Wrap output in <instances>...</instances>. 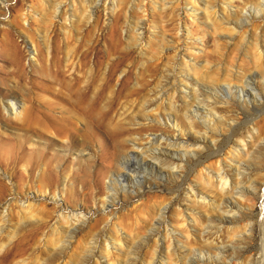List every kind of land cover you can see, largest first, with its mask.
<instances>
[{
	"label": "rangeland",
	"instance_id": "1",
	"mask_svg": "<svg viewBox=\"0 0 264 264\" xmlns=\"http://www.w3.org/2000/svg\"><path fill=\"white\" fill-rule=\"evenodd\" d=\"M59 1H0V212L3 202L9 205L5 219L0 214V264H147L148 260L174 264L175 259L181 264L184 258H194V253L206 255L210 264H264V65L256 67L253 62L254 54L260 57L258 62H264V0H210L221 14L213 27V17L206 14V0L191 3L195 8L187 12L182 5L187 6L189 0L180 4L147 0L145 11L136 10L138 0H118L114 13L99 3L90 16L87 13L92 5L81 12L79 0L76 5L69 4L68 10L58 6ZM127 13L133 22L138 21L137 26L143 23V29H127ZM237 20H244L243 25ZM15 56L23 72L15 64ZM225 71L232 81L223 80ZM242 76L260 93L253 102L243 95ZM172 80L178 87L168 93L164 85ZM80 94L87 98L103 94V98L96 107L79 106L75 101ZM155 94H176L174 100L181 106L193 103L194 94H198L208 103L207 111L213 109L216 125L203 124L211 117L193 113L191 127L190 120L179 112L181 132L165 116L174 111H162L166 104L156 101ZM16 99L22 107L32 108L36 118L30 125L4 107V100L14 103ZM143 113L151 120L144 119ZM65 116L72 117L70 135L50 129L48 117L60 122ZM140 127L143 129L137 130ZM161 132L188 144L201 138L204 147L198 150V145L173 148L162 144L159 156L183 167L181 174L153 161L162 171L146 176L142 195L130 200L119 194L122 206L114 218L118 223L114 229L107 225L109 216L103 202L119 139H126L122 140L129 150L131 133L146 140L149 133ZM39 140L49 145L46 155L36 143ZM243 144L251 146L246 151L250 155ZM84 147L90 157L80 154ZM129 151L141 156L139 150ZM183 152H187L185 156H181ZM50 156L55 168L45 170ZM218 159L229 182L237 180L232 190L222 191L238 201V207L225 213L229 221L220 220L221 209L216 207L221 185L215 177L209 182L205 173L215 172ZM44 170L53 186H46V199L32 201L33 208L26 211L21 202L29 193L38 194ZM68 186L77 192L73 197L61 194L60 188ZM190 186L207 197L205 204L190 196ZM240 187L249 188L243 197L238 193ZM54 188L61 204L71 209L79 205L92 213L89 219L83 217L86 225L69 239L59 232L62 238L56 240L57 245L52 227L59 220L58 206L50 198ZM161 204L167 206V232L175 254L165 247L163 225L159 242L163 241L164 248L154 237L145 241L150 228H156ZM104 227L108 237L120 238L122 247L111 239L109 258L104 254L89 256L93 235ZM125 245L130 246L126 253Z\"/></svg>",
	"mask_w": 264,
	"mask_h": 264
},
{
	"label": "bare ground",
	"instance_id": "2",
	"mask_svg": "<svg viewBox=\"0 0 264 264\" xmlns=\"http://www.w3.org/2000/svg\"><path fill=\"white\" fill-rule=\"evenodd\" d=\"M76 1L77 0H62V1H59L58 4L57 3L56 4L58 6H61V4H62V5H64L66 7L65 9L68 10L69 7H70L69 4L72 3L73 5H76L75 4ZM79 1H80V9H81V12H86V10H88L89 7L92 5V8H90L91 10H89V12L87 13L88 16H90L91 13H93V11L100 5L99 3H102L104 5V8L106 10L110 11L111 13H114L115 12V8L118 7V5H120L119 2H118V0H116V1L115 0H111V1L110 0H79ZM162 1L164 2L165 0H162ZM182 1L183 0H175V2L178 3V4H180ZM189 1L190 2H188V5L187 6L182 5L183 8H184V10H185V12H187L188 9L195 8V6H192L191 7L190 5H191V3H194L195 4L196 3V0H193V2H192V0H189ZM206 1L208 3L206 5V14L208 16H210V17H213L214 20L210 21V24L213 27V26H216V21H218V17H219V14L220 13L218 11V8L216 7L217 6L216 4L211 5V4H209L210 3L209 2L210 0H206ZM106 3L107 4L109 3V5L106 6L105 5ZM145 3H147V0H138V2L136 3V6H135L136 10L137 9H141V8H142L141 9L142 11L147 10L148 6ZM56 7L57 6H55L54 8H56ZM54 8H53V10H55ZM220 9H222L223 11H225L226 7L222 6V8H220ZM55 11H53V12H55ZM59 11L60 10H58V12ZM66 15H70V14H67L66 13ZM69 17H71V16H69ZM126 17L127 18L129 17L128 18L129 20H128L127 24H126L127 25V29H131V30L143 29V25H144L143 23L139 27V26H137L138 21H134L133 22V17H131L130 14L128 16V13H127L126 14ZM222 17H223V15H222ZM222 17H220V19H222ZM63 19L67 23V16H65ZM243 22H244V20H237V23L240 26L243 25ZM131 30H129V31H131ZM130 34H132V32H130ZM133 35H134V33H133ZM258 45L259 44L256 41L254 43V47L256 48V50H258V53H259V51H261V50H260V46H258ZM179 48H181V47H179ZM182 55L184 57V54H181V56ZM253 57H254V61L253 62H254V65L256 67H262L264 65V62H258L259 61V58H260L259 56H255V54H254ZM181 59H184V58H181ZM14 62L16 64L18 70L20 72H23L22 67H21L20 60H19V58H17V56L14 57ZM261 73H264V70H262ZM230 75H231L230 73H228V72L225 71L224 72V76L225 77L223 78V80H227V81L228 80H231L232 81V77ZM198 80H199V78H198ZM239 80L243 84V86H242V92H243V95L244 96H246L250 100L252 99L251 100L252 102L254 101V99L256 98V96L259 97V94L260 93L258 91H256L257 88L255 87V85L252 86L249 83L250 82V81H248L249 78H245L244 76H242V77H239ZM227 85L228 86H226L227 87L226 89L230 92L231 91L230 88H229L230 86H229V84H227ZM177 87L178 86L174 83L173 80L172 81H169V82L167 81L166 84L164 85V91H166L168 93H170L172 91V93H173L177 89ZM246 87L247 88L250 87V89H251L252 92L250 90H247ZM197 90H198V88H196V87L193 88V91L195 93H196ZM250 94H253V97L254 98L253 97L251 98V95ZM175 95L176 94H166L165 96H163V94H155V97L156 98L155 97L154 98H155L156 101L157 100H160V102H165L166 107H163L162 106V109H163L162 111H166L167 109L174 111L173 114H169L168 113V114H165V116L167 115L166 117H167L168 121H172V125L173 126L177 125L178 128H180V131L181 132H183V125L179 124V120H178V113L179 112H181L184 117H186L187 119L190 120V122H189L190 125L189 126H191V127H194V123H195V121L193 120V117H192V114L193 113L205 114L208 117H211L209 119L203 120L202 121L203 124L206 123V124H209L211 126L215 124L214 123V120H216L217 116H215L213 109H210V110L208 109V111H207V109L205 107V103L206 102H204L203 99H199V97H197L198 94H194L195 101L193 103L190 104V103L185 102V104H183V106H181L176 100H174V97H176ZM201 96H202V94H201ZM102 98H103V94H94V96L93 97H90V98H87V97H85V95L80 94L78 96V99L75 101V103L77 105H79V106H85L87 104H90L91 107H96L101 102ZM227 100H228V97H227ZM252 102H250V103H252ZM147 104H148V102H146V104H145L146 107H147ZM206 104H208V103H206ZM4 107L10 108V110L12 111V113H14V115L17 116L18 118H21L22 117L23 119H26V121L28 120L27 121L28 124L32 120V118H36V117H34L35 115H33L32 108L31 107H28V106L22 107L21 104H20V102H19V99L18 100L17 99L14 100V103L8 102L7 100H4ZM157 112H158V110H157ZM157 117L159 118V113H157ZM70 118H72V117H70ZM70 118L69 117H66V116L65 117H61V121L58 122L59 120H57V119H55L53 117H48L49 124H50L49 126H51L50 129L53 130L55 133H58V134L70 135V133L73 132V128H74L72 126V123H71V120L72 119H70ZM143 118L144 119L146 118V120L147 119L148 120L149 119L151 120L152 117L148 113H145V114L143 113ZM164 122H167V121H164ZM136 123H134V124H136ZM140 125H142V124H140ZM141 128L142 127L137 128V130H141ZM207 128L209 129V127H206V129ZM134 133H135V131H134ZM131 134L129 135V140H130V143H129L130 149L129 150H134V151L135 150H139L140 153H141V156H139L137 153L135 154L134 152H130L126 148V146H127L128 143H125L124 142L126 139L125 138H122V139H125V140L119 139L118 145L120 147L117 148V150L115 151L114 158H112L111 161H110V163H112V165H113V170L111 171L110 176H109L108 187H107V192H106V195H105V200L103 202V207L107 211V216H109V218L107 220V225H111L114 229H116L115 226H116V223H117V222H115L114 218L117 217L116 216L117 215L116 213H117V211L122 206L119 203V199H118L119 194H123L124 197H127L130 200H133L135 197H137L139 195H142V193L145 191L144 182H145V179L147 178L146 176L147 175H150L151 177H153L154 176L153 172H155V171L161 172L162 171L161 168H158L155 164H153V161L159 162V164L165 166V168L169 167L170 169H178V172L177 173H180L181 174V172L183 170V167H181L179 165H176V164L173 165V164L169 163L167 160L162 159L159 156L160 151H161V148L160 147H161L162 144L163 145H166V146H169V147H173V148H176V147H179L180 148V147H185V146H190V145L191 146L198 145V150H201V147H204V145H202L201 138H199L200 139V142H198V143L188 144V143H186L187 140H182L179 137H176V139H174L173 137H171V136H169V135H167V134H165L163 132H161L159 134L149 133V134H151V137L148 134L146 136V140H142L143 139V136H142V139H141V137H137L136 134H132V135ZM82 141H83V139H82ZM212 141H213V144L215 145L216 142H217V139L214 138ZM36 143L41 144L40 145L42 147V148H40L41 153L44 154V155H46V149L49 148L48 143H44L43 141H40V140L38 142H36ZM83 143L84 142H82V144ZM241 146L244 149H246L245 152L251 147V146L250 147L247 146L245 148V145L244 144L241 145ZM85 151H87L86 154H85ZM186 153L187 152H183L181 154V156H185ZM80 154H82V155H88L89 156L90 151L87 148L84 147L83 150L80 151ZM194 154L196 155V154H198V152L196 151V152H194ZM248 155H250V153ZM240 164H241V162H238V165H239L238 168H237L238 171L240 169L239 167H241ZM149 167H151V168H149ZM54 168H55V166H54V158H53V156H50L46 160L45 170H50V169H54ZM165 168H163V169H165ZM149 169H151V170H149ZM45 170L44 171H41L43 173L41 174L39 183L37 185L38 194L33 195L32 193H29V194L26 195V197L23 198V200L21 202V205L26 209V211H30V209L33 208L34 205L32 204L33 206H31L32 201L37 202L38 199L39 200L46 199L44 197L46 186H53L52 185V181L50 180L51 178L49 179L47 177V175L45 173ZM89 171L90 170H88V172ZM62 172L65 173L66 170L63 169ZM201 173H204V172H201ZM205 173L207 175V178H208L209 182H211V180H213V177H215V180L218 182V184L221 185L220 189L218 188L220 190V192H219V200H218V202L216 204V207H217L218 210L221 209V211H222V212L220 211L221 214L219 212V218H220V220L221 221H227V220L229 221L231 218L228 217L227 215H225V213H229L230 211H232L231 209H235V207H238V201L237 200H234L233 198H229L230 195L225 196V193H222V191H224L225 189L228 190L227 192H229L230 189L232 190L234 188V183L237 180L234 181L230 177L231 179H230V182H229V180L227 179L228 178V176H227L228 174L224 170L223 166H221L219 159L216 161V170H215V172H212L211 170H207ZM28 174H29V172H28ZM66 177H67V175L64 174V179H66ZM232 183H233V185H232ZM237 183L240 184L239 181ZM56 186L57 187L59 186L58 183L56 184ZM129 186H131V189H129ZM238 186H236V187H238ZM64 187H65V185H64ZM190 188H191V191H193V187L190 186ZM56 189L57 188H54L53 193H52V196L50 197L53 200L54 204H57V206H58V211L57 212H58V219L59 220L58 221H55L54 224H53V227H52L53 234L56 235V238L53 240L55 242V245H57L56 244L57 243L56 240L57 239L60 240V238H62L61 236H59L60 234L58 235L59 232H62V234H66V236H68V239H69V237H72L73 236L72 234H74L73 233L74 231H76L79 228H81V227H83V226L86 225V220L83 217H88V219H89L90 216L92 215L91 212L90 213L85 212V210H83V207L82 206L79 207V205H77L74 209H71L70 207L67 206L66 203L65 204H63V203L61 204V196H59V195L57 196V194H56V191L57 190ZM248 189L249 188L240 187V189L238 190L240 192H238V193H240L242 195V197H243V192L245 190L248 191ZM60 191H61V194L65 193V194L70 195V197H73L77 193L76 190L72 189V187H69V186L66 187L65 189L63 187H61L60 188ZM190 196L194 200L197 199L199 202H201V204L202 203L205 204L204 201L207 198L203 194L201 195L199 192H196V191H193L190 194ZM34 204H36V203H34ZM209 205L211 206V204H209ZM2 206H3V211L0 212V214L2 215L3 219H5L6 212L9 209L8 208L9 205L7 204V202H3ZM166 208H167V206L166 205H163V204H161L159 207H157V212L159 214V218L156 220V222H154V224L156 225V228H150L149 235L146 237L145 241L147 242V241L151 240L152 237H154L153 240L156 243L158 242V244H160V248H164L163 246H161L162 244H164L162 242L167 240V245H165L167 251L175 254L176 251L173 249L172 243L170 241L171 238H169V233L167 232L168 227H167V222H166L167 221L166 210H165ZM212 209H213V207H212ZM79 219H83L85 221L79 222ZM77 221H78V223L76 225H74V222H77ZM162 225L164 226V227H162L163 230H164V232H163L164 233V240L163 241L161 240L162 242L161 241L159 242V237L161 235L160 234V228H161ZM208 227H210V226H207V228ZM93 236L94 237L92 238V241L89 239L91 241L90 243H91L92 248H91V246H88L87 245L88 247L91 248V251H90L89 256H93V257H96L97 258L98 255H103L104 254V255H106V257L109 258V256H110V247L113 244V243H111L110 240L111 239H114V238H112V236H109L108 237V233H107L105 227H104L103 230H101L98 233H95ZM119 239L120 238H115L114 240L116 241V243H118V246L122 247L123 244L121 243V241ZM132 239H131V241H132ZM64 240L67 241L65 238H64ZM87 242H85V243L87 244ZM62 243H64V242H62ZM211 243H212V241H211ZM138 245H139V243H138ZM58 246H59V244H58ZM128 247H130V246H126L125 247V248H127V250L124 251L125 253L128 252V249H129ZM58 248L60 249V247H58ZM222 248H223V246H222ZM192 251L193 250L191 249V252ZM61 252H62V250H61ZM61 252H58V253H61ZM132 252H134V251H132ZM55 254H56V252H55ZM87 256L88 255H86V258H87ZM193 256H194V258L193 257L192 258L191 257L184 258L183 261H181L182 262L181 264H210V263H212L210 261V258L208 259V257L206 255H200L199 253H194ZM129 257H127V258H129ZM80 258H81V256H80ZM125 259H126V257H125ZM133 260L134 259H132V260L130 259V261H133ZM144 261H146V260H144ZM148 261H147V264H157L156 260L154 262H152V263H150V261L149 262ZM173 262H174V264H177L178 259L177 260L175 259ZM63 264H65V263H63ZM70 264H71V262H70ZM79 264H81V263H79ZM128 264H129V261H128ZM214 264H219V262L217 263V261H216Z\"/></svg>",
	"mask_w": 264,
	"mask_h": 264
}]
</instances>
